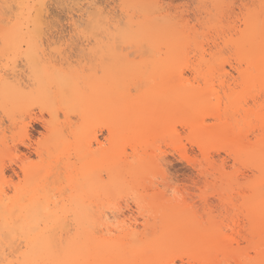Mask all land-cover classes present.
Returning a JSON list of instances; mask_svg holds the SVG:
<instances>
[{
  "label": "rangeland",
  "instance_id": "rangeland-1",
  "mask_svg": "<svg viewBox=\"0 0 264 264\" xmlns=\"http://www.w3.org/2000/svg\"><path fill=\"white\" fill-rule=\"evenodd\" d=\"M23 1L8 16L16 2L0 7V197H48L29 238L58 254L89 241L105 249L87 264H260L264 231L250 229L245 184L264 178L253 117L264 89L235 68L249 69L244 20L264 16V0ZM98 11L119 29L147 17L160 34L115 51L97 42L117 37L96 29ZM17 14L23 26L5 28ZM225 130L240 138L233 151L202 138Z\"/></svg>",
  "mask_w": 264,
  "mask_h": 264
},
{
  "label": "bare ground",
  "instance_id": "bare-ground-1",
  "mask_svg": "<svg viewBox=\"0 0 264 264\" xmlns=\"http://www.w3.org/2000/svg\"><path fill=\"white\" fill-rule=\"evenodd\" d=\"M3 1H2V4H4L5 1L7 2L5 4H8L9 0H3ZM11 1L16 2L15 6H19V5L24 6L23 0H22L23 3H21V0L20 1L19 0H17V1L11 0ZM127 1L125 2V6H126V4H128ZM130 1H132V0H130ZM38 3H40V2H38ZM93 3H94L93 1H92V3H91V1L89 2V4H92V5H93ZM2 4H0V7L3 6ZM25 5H27V4L25 3ZM36 5H37V7H40L39 4H36ZM40 5L42 6L43 3H40ZM95 5L94 6L97 7V4H95ZM132 5H134L133 2H132ZM44 8L46 9L45 5H44ZM129 8H130V6H129ZM148 8H149V10L148 9L147 10H148V12H150V7H148ZM16 9H18V8L16 7ZM20 9L21 8L19 7V10ZM24 9H26V7ZM142 9L143 8H141V10H139V11H141L140 14L143 11ZM41 10H43V13L45 12L44 9L40 7L39 10L37 11V14H36L37 16H39V17L36 16V18L37 19L40 18V20H41V17L43 18V15L41 16V12H42ZM22 11H23V8H22ZM22 11H20V12H22ZM144 11H146V10H144ZM144 11H143V14H144ZM24 12H22V14ZM103 13H104V11H103ZM147 13H145V14L148 15ZM94 15L95 14H92V18ZM220 15H221V12H220ZM101 16H102V13L100 11H98V13H96V15L94 16V18L95 17L96 18H95V20L93 18V21H96V24H97L96 29L98 27L99 28L101 27L102 28L101 30L103 31V33H105L107 35H115L116 36L120 33L127 31L131 35H133L135 37H139L141 39H145L147 41V39L148 40L151 39L150 37L157 36L160 34L159 27L157 26L158 24L155 25L154 20L153 21L151 20L152 21V23H151L149 18H148V20H146L147 17H146V19L144 18L146 20V22L144 20V23H142V21L140 23L136 22L135 18H134L135 21L130 20L131 18H129L128 19L129 21H127L125 26H124L125 28L123 27L122 29H119L117 27L118 25L115 26V24H111V22L109 21L110 20L109 17H108L109 20L107 19V17H105V16H107L106 14H103L102 17ZM26 18H28V17L24 16L25 20H26ZM90 19H91V16H90ZM90 19H89V21H90ZM141 20H142V18H141ZM119 21H117V22H119ZM137 21H138V19H137ZM26 22H27V20H26ZM216 22H218V19ZM92 24H91V26L93 27L94 24L93 25ZM214 24H217V26H219L218 23H214ZM244 25L246 27L245 28L246 33L243 35V37H245V39H244L242 45L239 47L238 50L243 52L245 55H247V57H248L247 64L249 66V69L242 70L240 68V65H239V67L235 68V70L240 76L245 75V79H246L247 83L252 84V85H260L262 87L261 89H264V42L263 41L257 42L258 39H261V40L264 39V16H260V14H259V16L248 15V17H246L244 20ZM120 26H122V25H120ZM163 26L164 25H162L161 27H163ZM97 30H100V29H97ZM101 30H100V32H101ZM229 41L233 42V40H230V39H229ZM131 42H133V41H131ZM246 47L248 48V50ZM245 60H246V58H245ZM213 70H215V68L211 69V71H209V72L212 73ZM192 72H194V74L199 73V71L196 69H193ZM216 72H218L220 75H223V76L229 75V73L226 72L223 68L218 69ZM253 117H254L255 123H258L259 127L261 128L262 136H264L263 135L264 134V113H262V112L257 113V114L254 113ZM48 124H50V123H48ZM233 133L234 132L231 130H225L222 133L217 132L216 134H213V133L207 134V135L204 134L202 136V138L204 141H207V140H212L214 137H220L221 139H223L227 142V144H226L228 146L227 148L230 149L231 151H233L234 147L237 146L239 141H240L239 136L234 135L235 133L234 134ZM263 139H264V137H263ZM263 139H262V143L264 144ZM95 140H97V139H95ZM261 151L262 150L257 149V151L255 153L247 154L246 158L248 160H252V162H253L254 158H257ZM237 153H238V156L242 155L239 150ZM254 168L259 172L261 171L260 165L254 164ZM255 175H256V173H255ZM245 185H247V187L250 188L252 195L254 197V202L251 205V207H249V209L247 211L248 212L247 218L250 220V222L252 224L250 229L252 231H254L255 233H258L260 231H264V178H262L260 176L256 179L252 180L251 182L246 183ZM2 194H3V192H2ZM1 197H2V195H1ZM1 197H0V241H1V236H4V237H6V239L8 238V240H9L8 244L4 243V245H6V246H3L5 248L3 250L4 252L0 253L1 256L3 257V259H0L1 264H55V262L61 261V260L77 261V262H81V264H87L88 263L87 259L89 257H92L93 259H95L94 261H98L99 259L103 258L102 257L103 255L101 252L105 251V249L102 247H98V246L94 245L92 241H89L88 243H86L87 245L68 246L67 248H64L63 250L61 249L62 254H58L57 252L52 251L51 247L47 246L44 243L46 239L45 240L43 239V237H42L43 235L41 236L42 238L39 236L38 239H30L31 238L30 237V235H31L30 231H32L33 226L34 227L36 226V222H34V221L39 217L38 215L40 213L44 212L43 209L45 210V208L48 207V206L47 207L45 206L42 208L43 203L46 202L44 204V205H46L48 202V200L45 199V198H48L47 196L43 197V199H41V198H38V199L37 198H28V199L17 198V200L14 203H11V205L3 204V202H2L3 199ZM4 199H6V198H4ZM7 199H8V197H7ZM50 199H52V197ZM50 207H51V205H50ZM49 216L50 215H46V217H44V219L45 218L50 219ZM37 223H38V221H37ZM33 224H35V225H33ZM30 228H31V230H30ZM34 229H36V227ZM34 229H33V231H34ZM16 234H18V237L20 234V236L24 239L23 245H21V244L15 245V243H14V245L12 244V242H13L12 240L17 236ZM10 240H11V242H10ZM37 241L40 242L39 245H36ZM14 242H16V241L14 240ZM5 251H8V253H5ZM93 251H94V253H93ZM3 253H5L7 255H4ZM256 256H257V254H256ZM102 263H103V261L101 262V264ZM99 264H100V262H99ZM103 264H105V263H103Z\"/></svg>",
  "mask_w": 264,
  "mask_h": 264
},
{
  "label": "snow or ice",
  "instance_id": "snow-or-ice-1",
  "mask_svg": "<svg viewBox=\"0 0 264 264\" xmlns=\"http://www.w3.org/2000/svg\"><path fill=\"white\" fill-rule=\"evenodd\" d=\"M16 7H24L23 5H19V6H13V5H5V8L8 10L6 12V16L10 15L11 12L15 11ZM213 8L216 9H225L228 7L227 4H215L212 6ZM262 7H264V5H262ZM20 26L22 27L23 25L21 24L20 21V16L19 14L16 15V17L14 18V22L13 19H9V22L5 25V28H14ZM195 27H199V26H195ZM29 33L31 34V39H30V43H32L33 41L36 42V44H39V35L37 33L32 32L31 30V26L29 25ZM97 42L99 43L101 40H104L105 43H107L110 47L111 46H115L114 50L115 51H119L120 50V44L123 43H128L129 41H133L134 43L140 44L142 47L144 44L149 43L146 40H142L139 37H135L133 35H131L130 33H128L127 31L120 33L117 35L116 39L113 40L110 36L105 37V36H96ZM137 51L139 52L140 49L138 48ZM149 51V49L144 48V54H147V52ZM224 55H227V53H224ZM233 167H236L235 165ZM209 191H212V189H209ZM139 205V202H138ZM55 264H81V262H77V261H67V260H61V261H57L55 262ZM176 264H179V261H176ZM260 264H264V260L260 261Z\"/></svg>",
  "mask_w": 264,
  "mask_h": 264
}]
</instances>
